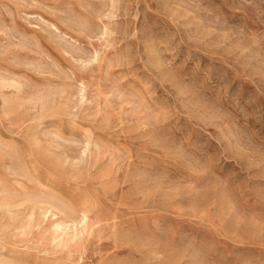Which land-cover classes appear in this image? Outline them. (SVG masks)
<instances>
[{
    "label": "rangeland",
    "instance_id": "obj_1",
    "mask_svg": "<svg viewBox=\"0 0 264 264\" xmlns=\"http://www.w3.org/2000/svg\"><path fill=\"white\" fill-rule=\"evenodd\" d=\"M0 203V264H264V0H0Z\"/></svg>",
    "mask_w": 264,
    "mask_h": 264
},
{
    "label": "bare ground",
    "instance_id": "obj_2",
    "mask_svg": "<svg viewBox=\"0 0 264 264\" xmlns=\"http://www.w3.org/2000/svg\"><path fill=\"white\" fill-rule=\"evenodd\" d=\"M0 204H2V203H0ZM14 207V206H13ZM82 213H83V210H82ZM83 218H85V214L83 213ZM70 222V221H69ZM20 225V224H19ZM55 225V224H54Z\"/></svg>",
    "mask_w": 264,
    "mask_h": 264
}]
</instances>
